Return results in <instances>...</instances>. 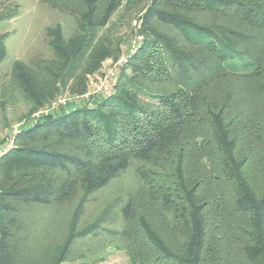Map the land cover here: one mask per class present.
I'll return each mask as SVG.
<instances>
[{
	"label": "trees",
	"instance_id": "1",
	"mask_svg": "<svg viewBox=\"0 0 264 264\" xmlns=\"http://www.w3.org/2000/svg\"><path fill=\"white\" fill-rule=\"evenodd\" d=\"M41 1L79 16L69 39L48 31L59 59L44 68L73 73L86 60L83 71L99 70L110 54L98 32L121 0ZM140 20L143 40L121 68L132 73L116 92L29 123L0 157V264L28 261L20 202L61 204L81 190L46 264H70L86 240L95 254L125 251V264H264V0H151ZM25 67L15 74L42 106ZM130 168L132 183L83 225L87 197Z\"/></svg>",
	"mask_w": 264,
	"mask_h": 264
},
{
	"label": "rangeland",
	"instance_id": "2",
	"mask_svg": "<svg viewBox=\"0 0 264 264\" xmlns=\"http://www.w3.org/2000/svg\"><path fill=\"white\" fill-rule=\"evenodd\" d=\"M150 3L151 0H121L108 22L100 28L97 36L99 48H103L102 50L110 55L102 61L99 70L90 74L83 71L86 60L73 73H66L69 64H57L48 70V67L44 68L47 63L41 64V61L47 62L56 57L59 59L51 45L52 38L48 31L57 34L60 29L65 39L71 38L77 31L78 15L54 8L41 0H0V36L7 34L6 55L0 62V131L10 130L15 125L23 129L30 122L33 124L43 116L50 113L53 115L61 110L68 111L74 107L78 109L84 104L91 107L95 96L108 95L114 90L116 92L115 81L118 80L121 72L132 73L128 67L121 70L122 64L119 60L134 53L138 42L143 40L140 18L145 7ZM99 4L101 8H105L107 2ZM16 8L17 15L7 18V13L14 12ZM102 12L99 11V14ZM163 28L169 33L174 32L170 27ZM17 63L25 64L26 70L23 69L28 76L31 75L28 78H31L32 84L48 99L42 106L34 107V102L23 92L22 82L15 74ZM82 80H85L88 88L80 94L78 88ZM1 102L4 106H1ZM34 114H37L35 119L32 118ZM20 133L16 134V139ZM4 140L6 138L0 139V157L6 148ZM52 140L53 138L48 140V143L53 148L70 151L66 145L53 143ZM20 143L22 140L18 139L15 141V146ZM134 171V168H130L123 177L114 180L112 185L87 197L83 225L98 215L107 201L123 193L124 188L132 183ZM81 194L82 190L76 193L72 200L47 206L20 202L22 205L20 218L25 229L23 233L28 239L31 238L29 241L32 245L29 248H22L23 253H20L23 257L27 256V264L49 262L55 244L66 232L77 200L83 196ZM234 232L239 241L241 239L238 235L239 231L234 229ZM28 239H25L27 246L30 245ZM93 244L94 241L89 243L87 240L79 241L67 263L125 264L128 261L126 252L112 245L106 246L105 252L99 250L100 245L99 248L96 246L99 251L95 254L93 252L96 249L89 251ZM83 254H86L84 255L86 257H83ZM25 261H20V264H26Z\"/></svg>",
	"mask_w": 264,
	"mask_h": 264
},
{
	"label": "built area",
	"instance_id": "3",
	"mask_svg": "<svg viewBox=\"0 0 264 264\" xmlns=\"http://www.w3.org/2000/svg\"><path fill=\"white\" fill-rule=\"evenodd\" d=\"M128 57L120 59L119 63L123 64L124 62L127 61ZM116 67H117V65H116ZM36 116H37V114H34V116L32 118L35 119ZM32 121H34V120H32ZM21 130H22V128L19 125H15L10 130L0 131V139L3 140L4 138H6V140H4L5 146H6L4 153L7 152L8 150L12 149L13 147H15V141H16V136H17L16 134L20 133Z\"/></svg>",
	"mask_w": 264,
	"mask_h": 264
}]
</instances>
